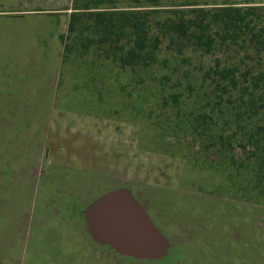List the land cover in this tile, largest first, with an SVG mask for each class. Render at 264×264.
I'll return each instance as SVG.
<instances>
[{"label": "rangeland", "instance_id": "1", "mask_svg": "<svg viewBox=\"0 0 264 264\" xmlns=\"http://www.w3.org/2000/svg\"><path fill=\"white\" fill-rule=\"evenodd\" d=\"M71 1L0 0V151L8 154L11 149L6 147L14 145L17 159L20 152L24 160L30 150L32 158L40 150L42 155L47 149L49 158L58 151L61 167L66 158L76 157L74 168L83 183L73 193L64 191L68 204L57 200L54 192L55 200L46 202L50 175L54 179L64 175L55 176L63 169L48 168L37 181L36 204L30 207L24 191L36 180L27 177L29 160L25 162L29 169L21 166V171L1 173H11L15 180L26 176L27 181L20 209L8 198L1 205L0 230L8 237L0 238L13 249L0 251V256L10 264H95L104 251L88 235L83 211L102 194L125 188L170 245L166 256L153 264H264V202L243 198L222 166L210 170V156L208 161L186 156L192 141L181 131L190 123L192 103L186 100L179 111L162 107L153 85L130 87L132 73L111 62L93 63L87 57L90 53L64 57L60 36L66 33ZM190 1L264 4V0ZM36 117L42 118L39 131ZM250 171L247 167L244 174ZM70 175L67 172L64 181ZM152 195L160 197L165 225L146 198ZM18 217H25L27 231L18 229L14 222ZM73 217L79 220V233L65 235L64 223L70 218L73 222ZM82 225L86 234L80 231Z\"/></svg>", "mask_w": 264, "mask_h": 264}, {"label": "trees", "instance_id": "2", "mask_svg": "<svg viewBox=\"0 0 264 264\" xmlns=\"http://www.w3.org/2000/svg\"><path fill=\"white\" fill-rule=\"evenodd\" d=\"M120 1L72 0L64 57L111 62L132 73L130 87L153 85L162 107L189 100L186 156H210V170L222 166L243 198L264 202V4Z\"/></svg>", "mask_w": 264, "mask_h": 264}, {"label": "water", "instance_id": "3", "mask_svg": "<svg viewBox=\"0 0 264 264\" xmlns=\"http://www.w3.org/2000/svg\"><path fill=\"white\" fill-rule=\"evenodd\" d=\"M83 219L94 242L121 255L160 260L170 246L130 189L115 188L97 197L84 209Z\"/></svg>", "mask_w": 264, "mask_h": 264}, {"label": "crops", "instance_id": "4", "mask_svg": "<svg viewBox=\"0 0 264 264\" xmlns=\"http://www.w3.org/2000/svg\"><path fill=\"white\" fill-rule=\"evenodd\" d=\"M30 9H32V8H30ZM66 11H68V10H66ZM36 12H39V11L37 10ZM65 140H71V139L67 137ZM71 151L72 150H70V152ZM59 152L61 153L62 150H59ZM52 155L55 156V158L53 157L52 161H51ZM57 155H58V151L57 152H54V151L51 152V157H50L51 165H50L49 169H52V171H50V172L56 171L58 169L59 170L63 169L64 171L63 170L56 171L55 176H57V172H61V173L64 172V175L60 176L59 178H56V179L51 178L52 175H50L51 177H49V180L52 183H51L49 189L51 191H48V193L45 194V200H46V202L55 200L51 195V193L54 192V194L57 197V200H60L59 197L61 199L63 198V200H62V204H63L66 202V201L64 202V191H69L70 193H73L74 192L73 190L75 189V187L81 186L83 183H80V178L77 176L78 174H77V171L75 170V168H76L75 164H76V161H78L76 159V157L66 158L64 160V167H61V165H59V162H57L58 161ZM2 157H3V155L0 151V169H1L0 170V215H1V207H2L1 205L3 203L6 204L7 198L9 200L14 201L15 209L18 210V208L19 209L21 208V199H22L21 194H22V190H23L22 188H23V184H25V182L27 181L26 176H24V180H20V179L15 180L14 176L11 177V173L1 174L3 172H10L11 170L15 171V167L12 165V161H10L9 166H5L2 163ZM72 165H74V166H72ZM67 172L69 175L70 174L71 175L67 181H64V176L66 175ZM75 176H77V177H75ZM27 177H28V175H27ZM31 189H33V191ZM54 189H56V191H54ZM24 193L26 194L25 196H27V199L29 200L30 207L32 206V203L36 204L37 182L35 181L32 186H29L27 188V190L24 191ZM73 198H75V197L73 196ZM68 200H69V202H71L70 198ZM16 201H17V203H16ZM45 203H43V204H45ZM57 203H61V201L60 202L57 201ZM18 204H19V207H17ZM59 210H54L53 213L54 212L57 213V211H59ZM75 218L78 219L79 217L77 218V215H76ZM75 218L73 217V220ZM0 220H1V218H0ZM69 220H70L69 223H64V234L66 235V233H68L70 235L72 230H74V232L79 233V228H78V224H77L79 222V220H77V222L75 220L72 222V218H70ZM16 221L19 224V227H18L19 230L20 229H26V231H27L30 228L29 225L27 224V221L25 220V217H18V219L14 220V222H16ZM80 222L83 223L82 221H80ZM30 226H31V224H30ZM80 229H81L80 231H83V234L84 233L86 234L83 225ZM0 236L8 237V235L6 233H3L1 230H0ZM10 249L12 250L13 248L11 246L9 248L8 244H6L4 242V240L2 238H0V251L10 250ZM7 259L11 260L9 257H7ZM7 261H6L4 256H0V264H10V261H8V262Z\"/></svg>", "mask_w": 264, "mask_h": 264}, {"label": "flooded vegetation", "instance_id": "5", "mask_svg": "<svg viewBox=\"0 0 264 264\" xmlns=\"http://www.w3.org/2000/svg\"><path fill=\"white\" fill-rule=\"evenodd\" d=\"M35 124H36V128L39 131L41 129L42 124H43L42 118L36 117L35 118ZM61 139H64V137H62ZM6 149H11V150H9L10 152L8 154L6 152L4 153L3 158H2V163L5 166H9L10 161H12V165L15 166V169H19L20 171L23 170L24 167L26 169L30 168L28 178L35 179L36 182L39 180V178L43 177V172L48 171V168L51 165V161H50V158L48 157L47 149H46L45 153H42V155H44V157H42V155H41L42 150H40V155L35 156L33 158L31 157L33 153L30 150L28 152L29 158L27 160H24V158L21 159L22 154L20 152H19L20 159H17V154H18L16 152L17 148L14 145L11 147H6ZM61 150H63V149H61ZM28 160H29V165H28L29 168L26 167V165H25V162H27ZM44 160H45V162H44ZM21 166H23V168H21ZM38 170H40V173L38 172ZM12 176H14V175L12 174L11 177ZM134 198L138 203H140L136 197H134ZM146 198L149 200V204L153 207L157 220H159L160 222H162L165 225V222H163V220L161 219V214H160V212H162V210L159 208L160 197L152 195V196H147ZM195 217H196V215L194 216V218ZM164 220H165V218H164ZM97 246L101 247L102 250L104 251V253H103V255H101L100 260L95 259V261H94L95 264H103V263L105 264L110 259L116 261L115 262L116 264H119V263H122V264L123 263L124 264H153V263L159 262V261H155V260H142L140 258H134L132 256L119 255L113 249H110L106 246H102V245H97ZM99 253H101V252H99Z\"/></svg>", "mask_w": 264, "mask_h": 264}]
</instances>
